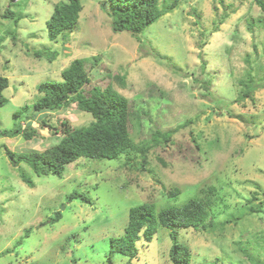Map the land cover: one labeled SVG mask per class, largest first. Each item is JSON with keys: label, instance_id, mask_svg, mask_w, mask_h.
<instances>
[{"label": "rangeland", "instance_id": "1", "mask_svg": "<svg viewBox=\"0 0 264 264\" xmlns=\"http://www.w3.org/2000/svg\"><path fill=\"white\" fill-rule=\"evenodd\" d=\"M58 1L0 0V76L8 79L0 131L40 97L38 83L60 80L77 57L93 85L127 98L135 111L130 138L151 147L145 160L132 149L113 159L79 157L62 176H38L13 163L4 146L42 151L59 138L47 126L65 119L81 127L91 114L71 103L23 123L35 130L29 140L0 134V264H127L121 253L109 258V239L123 235L128 209L151 201L158 211L190 198L212 217L205 228H177L190 264H264V12L256 1L159 0L167 11L133 36L111 29L101 8L107 0H80L76 28L50 41L46 20ZM7 7L13 18L1 17ZM44 48L55 54L51 61L33 55ZM247 74L258 87L237 101ZM156 130L172 131L171 141L154 144ZM173 188L179 193L170 197ZM72 191L83 195L69 201ZM170 245L169 229L157 224L150 241L142 234L136 241L130 264H171Z\"/></svg>", "mask_w": 264, "mask_h": 264}, {"label": "trees", "instance_id": "2", "mask_svg": "<svg viewBox=\"0 0 264 264\" xmlns=\"http://www.w3.org/2000/svg\"><path fill=\"white\" fill-rule=\"evenodd\" d=\"M12 1L10 0V3ZM255 1L264 12V1ZM175 3L174 1L169 5V10L175 7ZM82 8L80 0L56 2L46 20L48 39L56 40L60 35L76 28ZM101 8L110 17L111 29L114 32L127 31L133 36L142 33L167 11L160 9L159 0H107V6L102 4ZM1 17L13 18L14 12L7 7ZM12 39H16L14 33ZM50 52L48 48H44L34 51L33 55L38 58L47 56L51 61L55 54L52 55ZM247 81L249 83L242 82L245 89L237 101L252 96L253 90L258 87L249 78V74ZM7 86L8 79L0 76V107L7 102L3 94ZM36 89L41 93L40 97L30 105L25 104L14 111L12 117L18 121L12 128L1 130V135L10 137L21 135L29 140L35 130L30 126L23 127V123L31 120L35 113L59 110L71 103H75L80 110L90 113L93 118L87 125L81 127H75L65 119L59 120L58 127L47 126L59 138L55 144L42 151L15 154L4 146L5 153L13 163H27L36 175L53 173L62 176L65 165L79 157L113 159L132 149H138L144 157L151 147H138L133 144L129 135V126L130 117L135 115V111L130 108L129 101L109 84L105 87L93 85L81 58H73L69 65L62 69L60 80L42 81L36 85ZM171 136L172 131L156 130L152 134V141L154 144L159 143V140L167 143L171 141ZM143 159L145 160V157ZM20 174L24 182L33 185L28 176L23 172ZM178 193V188L168 191L170 197H175ZM80 195L83 194L72 191L68 195V200L71 201ZM83 200L89 201L86 197ZM260 207H249V213L260 212ZM210 215L207 204L198 198H190L181 205L166 206L158 211L151 201L131 206L128 209V220L123 235L109 239V258L111 259L112 255L118 252L127 256V264H130L137 256L136 241L140 239L141 234L146 241H150L156 231V225L160 224L169 229L171 245L168 257L171 264H190L191 250L178 239L177 228H205L206 225H211ZM60 218V211H57L50 223L53 224Z\"/></svg>", "mask_w": 264, "mask_h": 264}]
</instances>
